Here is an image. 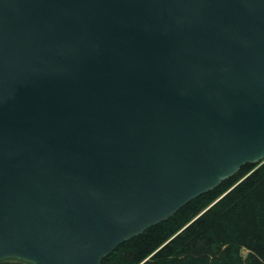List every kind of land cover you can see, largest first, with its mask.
<instances>
[{"label":"water","instance_id":"1","mask_svg":"<svg viewBox=\"0 0 264 264\" xmlns=\"http://www.w3.org/2000/svg\"><path fill=\"white\" fill-rule=\"evenodd\" d=\"M264 163V0H0V262L100 264Z\"/></svg>","mask_w":264,"mask_h":264},{"label":"trees","instance_id":"2","mask_svg":"<svg viewBox=\"0 0 264 264\" xmlns=\"http://www.w3.org/2000/svg\"><path fill=\"white\" fill-rule=\"evenodd\" d=\"M100 264H264V163L243 166Z\"/></svg>","mask_w":264,"mask_h":264},{"label":"rangeland","instance_id":"3","mask_svg":"<svg viewBox=\"0 0 264 264\" xmlns=\"http://www.w3.org/2000/svg\"><path fill=\"white\" fill-rule=\"evenodd\" d=\"M241 254H242V256L244 257V256L247 255V251H246V250H242V251H241Z\"/></svg>","mask_w":264,"mask_h":264}]
</instances>
